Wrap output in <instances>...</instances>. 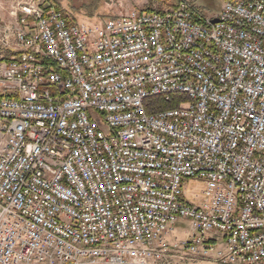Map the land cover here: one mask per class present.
I'll use <instances>...</instances> for the list:
<instances>
[{
  "label": "built area",
  "instance_id": "2783aa9c",
  "mask_svg": "<svg viewBox=\"0 0 264 264\" xmlns=\"http://www.w3.org/2000/svg\"><path fill=\"white\" fill-rule=\"evenodd\" d=\"M12 4L0 264H264V0L211 18L173 0L99 25Z\"/></svg>",
  "mask_w": 264,
  "mask_h": 264
},
{
  "label": "rangeland",
  "instance_id": "374dc122",
  "mask_svg": "<svg viewBox=\"0 0 264 264\" xmlns=\"http://www.w3.org/2000/svg\"><path fill=\"white\" fill-rule=\"evenodd\" d=\"M46 5H56L76 22L99 25L108 20L131 13L132 11H162L166 7L164 4H171L173 0H44ZM204 16L211 18L218 14L225 0H188ZM16 11L13 9L12 0H0V51L5 50L3 41L6 39L8 28L16 26ZM2 41V42H1ZM10 44H14L13 38ZM0 86V95L2 94ZM194 189L196 195L192 198L194 202L200 199V193L204 189V183H194L190 189ZM188 229V222L180 220L175 226L176 236L184 237V232ZM172 264H207L206 262L193 261L189 257L181 259L175 257Z\"/></svg>",
  "mask_w": 264,
  "mask_h": 264
},
{
  "label": "trees",
  "instance_id": "16d2710c",
  "mask_svg": "<svg viewBox=\"0 0 264 264\" xmlns=\"http://www.w3.org/2000/svg\"><path fill=\"white\" fill-rule=\"evenodd\" d=\"M157 105V110H162V109H170V108H176L179 106V99L175 97V99L167 105H164L162 100L157 99V100H150L149 106H148V111L149 112H155V106Z\"/></svg>",
  "mask_w": 264,
  "mask_h": 264
}]
</instances>
